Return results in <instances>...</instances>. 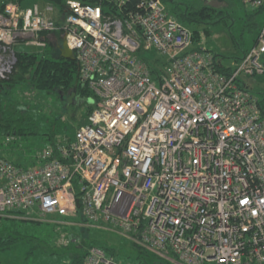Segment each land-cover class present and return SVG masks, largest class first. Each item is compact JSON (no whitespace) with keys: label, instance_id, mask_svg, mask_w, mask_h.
I'll return each mask as SVG.
<instances>
[{"label":"built area","instance_id":"built-area-1","mask_svg":"<svg viewBox=\"0 0 264 264\" xmlns=\"http://www.w3.org/2000/svg\"><path fill=\"white\" fill-rule=\"evenodd\" d=\"M159 3L66 0L60 13L0 0V76L17 39L44 48L59 32L92 106L38 166L0 154V214L79 213L171 264H264V111L243 78L264 73V20L223 72ZM83 264L121 263L90 246Z\"/></svg>","mask_w":264,"mask_h":264},{"label":"rangeland","instance_id":"rangeland-1","mask_svg":"<svg viewBox=\"0 0 264 264\" xmlns=\"http://www.w3.org/2000/svg\"><path fill=\"white\" fill-rule=\"evenodd\" d=\"M175 1L178 4L173 0H160L165 11L176 18L185 9L191 10L202 4L223 10L225 17L214 23L207 18L202 19L204 23L177 19L190 28L195 26L209 28V34L199 36V39L224 66L233 67L237 62L236 57L252 46L258 29L256 26L264 20V11L249 6L243 0ZM250 13H255L251 20L247 16ZM249 22L256 24L252 25ZM18 43H22V39L12 43L10 50L15 44L27 49L33 48ZM7 54L9 53H4L5 56ZM243 78L248 88L264 106V73ZM17 89L12 93L13 96L11 95L12 100H7L4 105L7 110L9 103L20 101V112L14 111L15 115L10 117L12 130L18 131L16 134L0 135L3 137H0V153L20 166H38L39 153L54 137L68 140V137L74 136L78 125L86 120L88 113L86 103L75 102L67 105L65 100L53 91L40 92L28 86H24L21 91ZM5 215L0 214V233L16 231L22 235L12 250L6 254L5 264H71L73 254H77L90 244L112 249L114 259L121 264H145L144 259L148 264L158 260L170 263L149 251V255L139 257L129 237L117 228L101 226L106 223L88 221L86 223L92 224L84 227L79 213L62 216L58 213L40 214L37 210H30L25 212L27 217ZM59 237L68 239V242L58 244ZM26 252H30L27 257ZM107 252L109 253V250Z\"/></svg>","mask_w":264,"mask_h":264},{"label":"trees","instance_id":"trees-1","mask_svg":"<svg viewBox=\"0 0 264 264\" xmlns=\"http://www.w3.org/2000/svg\"><path fill=\"white\" fill-rule=\"evenodd\" d=\"M12 1L18 3L20 6L25 7L27 5H31L32 3H52L55 8L63 13L65 7L66 0H5ZM83 2H90L92 0H82ZM174 3L178 4L175 0ZM259 11H264V2L262 5L257 7ZM257 10V11H258ZM255 13L248 14L249 20L254 17ZM174 17V16H173ZM224 16L223 10L211 5L202 4L193 8L191 10L185 9L180 12V15L177 18L181 20H189L197 23H204L202 19H211V23L217 22L222 19ZM177 19L176 17H174ZM178 20V19H177ZM179 21V20H178ZM249 24H256L253 22H249ZM262 24V23H261ZM261 24H258V29L256 32V36L260 29ZM190 28V27H189ZM193 31L194 41L196 42L199 39V36L208 35L210 30L207 27H192L190 28ZM256 36L254 41L256 40ZM47 45L44 48H39L32 46V49H27L24 47H20L19 45L12 46V52L15 57V62L10 70L5 76H0V135H9L11 133L16 134L18 130H12L11 127V119L13 112H20L19 100H15V102L9 103L7 106V110H11L8 112L5 109V102L7 100H12V93L17 89L21 91L24 89V86L31 87L40 92H55L58 97L64 99L70 91L75 89V97L74 101L79 104L86 103V110L89 113L92 110V106L89 105L86 101V97L90 96V91L85 89L80 81H79V62L76 58L69 59L62 57L60 54V46L62 42V37L59 32H54L48 38L46 37ZM24 44V41L22 40ZM18 43V44H22ZM24 46H30L25 45ZM247 50H244L240 56L236 57V61L242 58V56L246 53ZM214 63L215 67L219 71L227 72L231 67L224 66L222 62L217 59L216 55H214ZM248 88V85H246ZM13 96V95H12ZM19 105V106H18ZM261 108L264 111V106L260 102ZM10 113V114H9ZM87 113V114H88ZM83 123V122H82ZM81 123V124H82ZM79 124V125H81ZM78 125V126H79ZM1 137V136H0ZM65 137V136H64ZM68 137V136H66ZM3 138V137H1ZM63 138V137H62ZM73 138V137H72ZM68 137L67 139H72ZM51 139V138H49ZM58 139L54 137V139L49 144H54ZM66 140V139H61ZM1 154V153H0ZM24 210H10L5 213L6 217L10 216H26ZM27 217V216H26ZM81 217V216H80ZM83 220V218L81 217ZM86 227V226H84ZM1 230V229H0ZM22 235L17 233L16 231L7 232L5 234L0 233V264H5L6 262V254L9 253L13 246L21 239ZM57 243L62 245L64 243L59 241L57 238ZM134 248L137 250L139 257L149 255L148 250L143 249L137 244L131 242ZM90 246H95L94 244L88 245V247L83 248L77 254H73L71 258V264H83L84 258L86 256L87 250ZM102 248L105 253L113 256V250L110 248H105L102 246H98ZM109 250V253L107 252ZM30 252H26L29 254ZM114 257V256H113ZM144 263L148 264L144 259ZM168 263V262H167ZM151 264H166L165 261H154ZM170 264V263H169Z\"/></svg>","mask_w":264,"mask_h":264},{"label":"water","instance_id":"water-1","mask_svg":"<svg viewBox=\"0 0 264 264\" xmlns=\"http://www.w3.org/2000/svg\"><path fill=\"white\" fill-rule=\"evenodd\" d=\"M158 5L160 7L162 6L160 3ZM59 50H60V54L62 57L69 58V59L75 58L72 50L67 46V43H66L64 36L62 37V42H61V46H60ZM75 93H76L75 89L73 88L70 91V93L64 98L67 105H69L71 103H75V101H74Z\"/></svg>","mask_w":264,"mask_h":264}]
</instances>
